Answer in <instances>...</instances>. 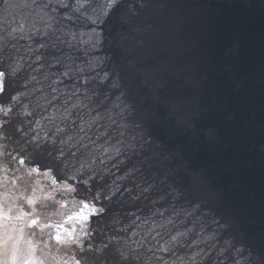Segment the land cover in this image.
Returning <instances> with one entry per match:
<instances>
[{"label": "water", "instance_id": "95a60500", "mask_svg": "<svg viewBox=\"0 0 264 264\" xmlns=\"http://www.w3.org/2000/svg\"><path fill=\"white\" fill-rule=\"evenodd\" d=\"M104 3L0 0V204L46 264H264V0Z\"/></svg>", "mask_w": 264, "mask_h": 264}, {"label": "snow or ice", "instance_id": "6c2138e0", "mask_svg": "<svg viewBox=\"0 0 264 264\" xmlns=\"http://www.w3.org/2000/svg\"><path fill=\"white\" fill-rule=\"evenodd\" d=\"M118 0H106V3L99 6V11L97 12V9H93L94 16L88 17V19L93 23H97V21L101 20V17H105L109 14L110 10L113 9L117 5ZM78 7L75 9L76 11H79L81 8L85 6L87 3V0H84V3H80V0H77ZM65 6L66 5H62ZM102 22V21H101ZM15 31V30H14ZM41 47H44V45H41ZM39 59V57H37ZM11 75V73H8L6 71L0 70V96L7 97L10 101L15 102L19 99L18 96H9L8 90H7V77ZM13 110L12 104H3L0 103V114H3L4 116H8V114ZM2 127V125H0ZM21 164L24 163L23 160L20 161ZM34 172H39V169L34 168L32 169ZM44 175H50V173L46 172L43 173ZM55 183V181H53ZM84 183H87L85 181ZM68 191L75 192V187L71 185H65ZM28 203L31 205L34 203V200L29 199ZM82 207L78 214L76 215L75 219L82 221L81 224V232H84L85 235H88L87 232L84 231L85 225L88 224L89 217L97 215L98 213H102L104 211L103 208L97 209L94 204H90L89 202H81ZM87 209L88 211L85 213L84 210ZM72 219V217H70ZM32 223L34 225H38L37 218H34L32 220ZM55 227H60V225H54ZM65 232H67L68 237H72V233L68 232L67 229H65ZM58 244H62L65 246L69 245H76L77 247L81 248L83 250V241L81 240L79 235H76L75 237H72L71 239L65 238L64 236H61L58 232L55 237ZM175 239V237L173 238ZM167 250V249H164ZM29 253L26 250L14 248L11 253V257L9 259L8 254L5 253V259L3 261V264H17L18 260L23 262L25 259H27ZM74 264H81V261L79 259H74Z\"/></svg>", "mask_w": 264, "mask_h": 264}, {"label": "rangeland", "instance_id": "374dc122", "mask_svg": "<svg viewBox=\"0 0 264 264\" xmlns=\"http://www.w3.org/2000/svg\"><path fill=\"white\" fill-rule=\"evenodd\" d=\"M14 248L29 253L27 259L23 262L18 260L17 264H46L37 251L26 222L0 204V264H3L5 253L10 259Z\"/></svg>", "mask_w": 264, "mask_h": 264}, {"label": "flooded vegetation", "instance_id": "af4514ba", "mask_svg": "<svg viewBox=\"0 0 264 264\" xmlns=\"http://www.w3.org/2000/svg\"><path fill=\"white\" fill-rule=\"evenodd\" d=\"M40 209L44 210V208H39V207H38V208H37V211L40 210ZM60 255H61V254H60L59 251H57V252H55V251H50V253L48 254V258H49L50 261H51L52 263H54V264H62L63 261H62ZM50 256H51V257H50ZM58 259H59V261H58V263H57V260H58ZM74 259H76V256H74V258L72 259V261H71L70 264H74Z\"/></svg>", "mask_w": 264, "mask_h": 264}]
</instances>
